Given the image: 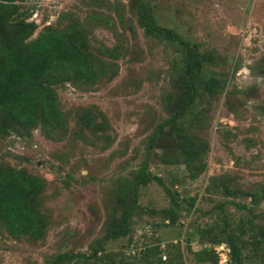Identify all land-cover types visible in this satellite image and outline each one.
Returning <instances> with one entry per match:
<instances>
[{
    "label": "rangeland",
    "instance_id": "obj_1",
    "mask_svg": "<svg viewBox=\"0 0 264 264\" xmlns=\"http://www.w3.org/2000/svg\"><path fill=\"white\" fill-rule=\"evenodd\" d=\"M139 2L157 26L206 56L198 81L215 78L220 85V93L209 98L199 82L179 121L188 129L198 119L188 136L207 145L197 161L205 168L194 179L177 149L176 130L166 128L147 150L153 130L185 96L181 79L187 75L188 51L164 37H146L136 15ZM20 5L36 26L33 38L45 27L79 20L92 52L111 68L108 78L89 89L57 87L67 125L54 140L39 129L0 137V162L44 179L41 213L47 223L38 240L15 239L0 228V264H51L65 254L90 257L134 189L137 215L129 235L106 241L97 257L63 258L59 264H143L133 254L150 245H159L166 259L178 245L181 263L213 264L209 251L220 261L223 244L214 242L222 227L243 238L250 234L248 223L264 228V201L252 206L250 199L226 197L221 189L264 186V0H27ZM106 48L115 55L104 54ZM84 107L105 126L85 127L79 119ZM143 172L160 183L136 185ZM165 188L184 200L180 208L170 209ZM167 209L176 213L175 224L163 217ZM202 230H209L208 236Z\"/></svg>",
    "mask_w": 264,
    "mask_h": 264
},
{
    "label": "trees",
    "instance_id": "obj_2",
    "mask_svg": "<svg viewBox=\"0 0 264 264\" xmlns=\"http://www.w3.org/2000/svg\"><path fill=\"white\" fill-rule=\"evenodd\" d=\"M25 1L27 0H0V137L5 138L9 133L30 134L39 129L46 138L54 140L67 125L57 87L71 84L78 89H89L105 76L108 78L106 70L111 68V64L105 66L106 62L92 52L88 31L79 20L45 27L33 38L36 26L29 21L27 14L21 12L20 4ZM136 15L146 37H164L180 43L188 51L187 75L181 79V86L186 89L185 96L170 116L153 130L147 150H151L156 138H160L166 128L176 130L177 149L185 154L188 165L193 168L191 178L194 179L205 168L204 164L199 165L197 161L206 152L207 145L188 136L198 119L194 117L188 129L179 121L184 110L195 100L199 82L209 98H215L220 93V85L215 78L198 81V70L206 62V56L182 41L172 30L157 26L142 2L136 6ZM114 52V49L106 48L104 54L112 56L115 55ZM90 109L84 107L79 119L85 127L100 130L105 122L103 121L104 125L103 122L97 123V117ZM97 114L100 119H104L101 112ZM152 179L158 181L156 177L143 172L137 178L136 185L148 183ZM43 182L44 179L29 174L26 168L17 169L6 162H0V228L12 238L29 237L38 240L43 236L47 225L46 218L41 213ZM221 189L226 197L243 196L250 199L252 206L264 201L263 185L256 184L244 190L223 185ZM165 192L170 196V209L180 208L184 200L167 188ZM128 198L130 200L126 202L120 217L110 219L109 227L90 257L65 254L51 264H59L63 258H81L82 261H87L88 258L97 257L106 241L127 237L131 232L132 217L137 215L136 189L129 193ZM121 199L126 201L124 196ZM162 213L170 224L176 223V213L169 209L162 210ZM248 224V238L226 231L224 227L219 231L214 244H223L229 249L228 259L224 264L264 261V228ZM200 233L208 236L209 230H202ZM173 248L167 253L168 259L162 257L159 245L144 247L134 252L133 257L143 264H183L179 246L175 245ZM209 253L214 258L213 264H221V258L219 261L213 250Z\"/></svg>",
    "mask_w": 264,
    "mask_h": 264
},
{
    "label": "built area",
    "instance_id": "obj_3",
    "mask_svg": "<svg viewBox=\"0 0 264 264\" xmlns=\"http://www.w3.org/2000/svg\"><path fill=\"white\" fill-rule=\"evenodd\" d=\"M218 253L221 258V264H224L228 259L229 249L223 245L221 249L218 251Z\"/></svg>",
    "mask_w": 264,
    "mask_h": 264
}]
</instances>
